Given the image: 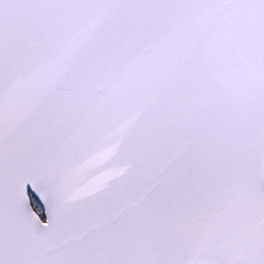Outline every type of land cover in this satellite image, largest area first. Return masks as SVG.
<instances>
[{"label": "snow or ice", "instance_id": "obj_1", "mask_svg": "<svg viewBox=\"0 0 264 264\" xmlns=\"http://www.w3.org/2000/svg\"><path fill=\"white\" fill-rule=\"evenodd\" d=\"M0 264H264V0H0Z\"/></svg>", "mask_w": 264, "mask_h": 264}]
</instances>
